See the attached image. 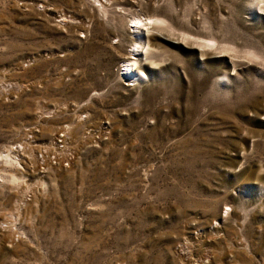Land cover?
I'll list each match as a JSON object with an SVG mask.
<instances>
[{"label":"rangeland","instance_id":"rangeland-1","mask_svg":"<svg viewBox=\"0 0 264 264\" xmlns=\"http://www.w3.org/2000/svg\"><path fill=\"white\" fill-rule=\"evenodd\" d=\"M0 264H264V0H0Z\"/></svg>","mask_w":264,"mask_h":264},{"label":"bare ground","instance_id":"bare-ground-1","mask_svg":"<svg viewBox=\"0 0 264 264\" xmlns=\"http://www.w3.org/2000/svg\"><path fill=\"white\" fill-rule=\"evenodd\" d=\"M263 0H258V2L260 3ZM160 19L157 17H144V18H135L133 19V21L136 23V28L137 30H135L138 34L139 37L144 36L147 34V32H149V26L151 27L152 24H156ZM162 22V21H161ZM153 26V25H152ZM137 47L135 48V50L137 52H139L140 54L142 52H144L145 54L148 52V48L144 47V45L141 44H136ZM146 49V50H144ZM135 59V58H134ZM139 61H131L129 63L126 64V69L127 72H130L131 74L135 75V76H141L142 71L140 70V67L138 66V64H140Z\"/></svg>","mask_w":264,"mask_h":264}]
</instances>
